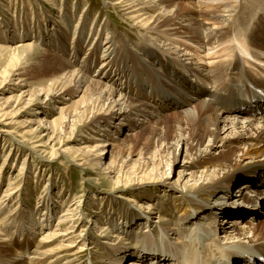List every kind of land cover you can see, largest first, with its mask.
<instances>
[{"label":"bare ground","instance_id":"obj_1","mask_svg":"<svg viewBox=\"0 0 264 264\" xmlns=\"http://www.w3.org/2000/svg\"><path fill=\"white\" fill-rule=\"evenodd\" d=\"M114 3L122 8L123 15H128L127 18L131 19L132 25L136 26L135 29L146 31L145 43L141 42L140 37L141 40L134 41L125 40L126 36L123 34L115 35L114 31L108 29V17L100 22L98 19L90 21L87 11L73 23L71 20L62 22V28L58 22L56 30L58 33L62 30L64 32L58 35L59 38L55 37L49 42L59 51L68 53L65 58L61 54L55 57L63 62L62 74L59 77L60 88H57L60 93L57 95L65 100L68 99L66 96H73L81 91V95L75 101L84 102L87 106L85 110L90 116L84 124L100 125L105 129L109 127L111 131L116 130V133L135 130V125L139 127L149 124L155 127L151 131L152 135L159 129V117L167 115L164 109L170 107L174 109L173 115L183 116L178 129H184L182 139L191 144L193 152L191 151L192 154L182 160L183 171L189 170V172L181 171L184 174L180 177L181 181L178 179L172 184L162 186L160 183L165 182V179L151 177L144 186L136 188L145 189V186L151 185L163 187L165 191L168 190V195L180 193L177 199L171 200V207L180 211L178 216L175 214L176 216L173 217L179 218L174 226H162L160 223L153 225L151 215L157 210L155 201L153 203L146 201L147 205L143 202L136 204L139 214L138 216L134 214L136 215L134 224L137 227L141 226L144 230L141 229V233L131 229L134 224L127 221L134 215L130 214L128 217L120 211L119 219L115 224L111 212L107 213L102 206L97 207L98 210L94 211L96 216L106 212L98 219L109 220L108 227L106 224L98 223L99 232L95 237L106 246V252L101 254L98 263L260 264L249 263V256L256 257L260 254L264 256V218L257 219V215L251 213L254 220H247L243 225L240 218L243 212L253 211L258 209V205H264V194L262 189H259L264 187V114H260L259 111L257 114H247L238 107L243 101L241 83L245 77L264 89V69L261 67L264 65V0H194L184 4L175 0H116ZM253 9L255 11L252 13ZM70 14V19H73V12L70 11ZM66 42L75 44L69 47ZM180 43L184 46H179ZM30 45L32 42L29 41L16 46L30 47ZM72 48H74L73 52L70 51ZM77 56L80 59L79 65L73 61ZM125 57H134L132 61L125 62V65L131 67L130 71H133L134 75L125 71L122 62ZM149 65L152 72L147 74ZM160 66H164L166 76H171L172 81L167 87L148 85V75H153L155 69ZM94 67H98L99 78L93 77L95 73L92 77L83 73L86 70L91 75V70L95 71ZM161 73L164 74V71L161 70ZM21 75V80L25 81V84L31 83L32 80L28 76ZM234 85H238V90L233 89ZM104 101L109 102L111 106L101 109L100 104ZM1 109L2 123L8 117L7 112ZM227 110L233 113H228ZM253 111L255 112L256 108ZM149 117L158 119L152 123L147 120ZM183 120H186V123ZM42 121L47 122L46 119ZM9 122L16 121L11 119ZM198 125L202 138L197 134L195 126ZM218 125H221L222 129L230 128L228 133L235 135L230 137L231 142L244 140L243 146L230 143L227 149H218L216 142L221 132V127ZM187 132L189 137L185 136ZM206 137H208L207 143L203 145ZM119 138L116 134L110 137L111 140ZM107 142L112 145V153L110 165L104 169L114 165L109 171L118 176L121 169L116 170L117 159L126 149V145L121 141ZM226 145L227 142L222 143L220 147ZM240 152L250 157L256 164L247 168L238 165V159L236 161L235 158ZM91 156L95 158L93 157L95 155L91 154ZM259 157L263 158L255 160ZM71 160L77 162L78 166H83L87 162L84 158ZM200 164L205 165V169L197 171L193 169ZM185 176L187 182L183 183ZM242 178H245V181L239 189L236 188L237 191L234 190L229 195L228 189ZM2 179L1 168L0 182ZM9 183L0 195V206L6 204L4 203L6 198L10 201L13 194L18 192L17 188L12 186L14 182L9 180ZM46 194L43 196V201L44 206L48 208L47 205L53 198L51 194L50 197H45ZM217 195L224 196L226 200L223 202L224 205L211 206L206 198ZM233 196L245 199L247 203L246 206L244 205L245 210H240L239 207L230 209L227 206ZM128 201H133V198ZM50 205L53 209L52 202ZM72 205L69 204L63 209L65 212L59 213L58 222L64 223L65 220H69V216L74 215L73 211H68ZM163 209L162 213L169 210ZM215 209L216 212H213ZM221 209L229 210L228 214L235 217H231L229 223H225L223 218L224 223L219 225L215 215ZM114 210L119 211L117 208ZM199 210L202 214L195 216V212ZM2 211L0 208V214ZM159 211L160 209L157 212ZM44 219L43 216L39 219L41 224L46 221ZM28 226L33 230V224ZM113 229L117 233L114 231V234ZM59 233L56 230L46 236L53 238ZM61 234L58 238L63 239L68 232ZM79 236L80 238L82 236L83 241L86 236L91 239L89 229L83 235L79 233ZM70 242L75 243L76 240L72 239ZM82 245L86 246L85 243ZM10 246L6 244L5 239L0 238V253H13ZM73 246L61 242L56 247L47 248L40 256L31 258L29 263L24 260V263L62 264L59 263L60 257L57 255L72 251ZM20 247L22 249L26 247L24 242L19 245ZM128 257L131 259L123 262Z\"/></svg>","mask_w":264,"mask_h":264},{"label":"rangeland","instance_id":"obj_2","mask_svg":"<svg viewBox=\"0 0 264 264\" xmlns=\"http://www.w3.org/2000/svg\"><path fill=\"white\" fill-rule=\"evenodd\" d=\"M114 1L116 0H0V109L2 108L3 112L6 111L8 117L2 123L0 122V169L2 168L3 171L0 195L10 184L9 180L14 182L12 186L18 191L13 194L10 201L6 198L7 200L5 199L4 202L6 204L0 206L3 210L0 214V233H3L0 238L5 239L7 245H11L10 248L12 247L13 252L11 254L0 253V264H26L24 260L29 263L31 258L40 256L47 248L56 247L61 242L67 246H76L75 248L73 246V250L70 252L59 253L57 255L60 257L59 263L99 264L98 259L103 252H106V246L102 245L95 235L99 232L98 223L106 224L108 227L109 220L108 218V221L98 219L100 215L106 212L97 216L94 214V211L98 210V206H102L107 213L111 212L115 224L119 219L118 213L120 211H123L122 213L128 217L130 214L138 216L137 202H143L144 205L156 202V213L153 212L151 215L153 225L160 223L162 226L169 225L172 227L175 221L179 219L173 218L175 214L178 216L180 211L171 207V204L173 199L180 196V193L168 195V190L166 192L162 189L163 187L151 185L145 186V189L136 188L141 185L144 186L151 177L165 179V182H159L162 186L172 184L178 179L181 181L180 177L184 176L182 172H189V170L183 171L181 165L182 160L193 152L191 144L182 139L184 129H178L183 116L173 115L174 109L170 107L163 108L167 115L164 114V116L159 117L160 125L156 133L151 135V131L155 127H151L149 124L139 125V127L135 125V130L116 133V130L111 131L109 127L105 129L101 128L100 125L84 124L90 116L85 110L87 106L84 105V102L75 101L81 95V91L73 96H66L68 99L65 100L60 99V96L57 95L60 93L57 88H60L59 77L62 74L63 62L55 57L61 54L65 58L68 53L67 51H59L49 42L55 37L59 38L58 35L64 32L62 30L58 33L56 30L58 22L62 28V22L71 20L73 23L82 13L86 14L85 11H87L90 21L98 19L100 22L108 17V29L114 31L115 35L123 34L126 36L125 40L132 39L134 41H139L142 38L143 41L141 40V42L145 43L144 36L146 35L144 32L146 31L135 29L136 26L132 25L131 19L128 20V15L122 14L124 11H121L122 8L116 5ZM175 1L184 4L194 0ZM70 11L73 12V19H70L72 16ZM251 11L253 13L255 9ZM29 41L32 42L30 47L16 46ZM66 44L72 47L75 43L66 42ZM180 44L179 46H184L183 43ZM61 50L63 49L61 48ZM70 51L73 52L74 48ZM71 55L74 56V54ZM133 58L125 57L122 62H124L125 71L134 75L135 73L130 71L131 67L125 65V62L132 61ZM79 60L77 56L73 61L79 65ZM199 63L203 64L204 62ZM93 69L95 71L91 70V75L86 70L83 73L90 77L95 73L93 77L99 78L98 67ZM161 70L164 71V74L161 73ZM151 72V65H149L147 74ZM21 74H24L25 77L28 76L32 80L31 83L25 84L26 82L21 80ZM148 76V85L167 87L172 81L171 76H166L164 66L156 68L153 75ZM100 106L101 109H107L111 105L104 101ZM227 112L233 113L229 110ZM11 119L16 122H9ZM44 119L47 122H43ZM156 119L158 118L149 117L147 120L153 123ZM49 122L50 124H48ZM183 122L186 123V120ZM195 127H197L198 137L202 138L200 136L202 134L198 130L199 125ZM220 130L216 142V145L219 146L218 149L225 150L230 146V143L235 146H243L244 140L231 142L230 137L233 134L228 133L230 128L222 129L221 127ZM49 132L53 134L47 135ZM113 134L120 138L111 140L110 137ZM185 136L189 137L188 132L185 133ZM108 138L109 140H107ZM207 138L203 145L207 143ZM107 141L111 143L121 141L126 145V149L117 159L118 167L116 170L121 169L118 176L109 171L113 169L114 165L110 166L109 169H104L110 165L109 160L112 153V145L108 144ZM225 142L227 145L221 148L220 146ZM56 154L58 155L56 156ZM91 154L95 155L93 156L95 158H92ZM72 158H84L87 159V162L83 166H78L77 162H72ZM262 158L259 157L255 160ZM235 159L236 161L238 159L237 164L245 166L244 168L256 164L243 152H240ZM201 165L203 164L193 169L196 171L205 169V165ZM207 166L211 168L210 165ZM106 171L109 172L106 173ZM244 181L245 178H242L228 189L229 195L232 191H237ZM186 182L185 176L183 183ZM146 189L148 190L146 191ZM259 189H262L264 194V187ZM45 193H47L45 197H50L51 194L53 209L50 207L51 202L47 205L48 208L44 206L43 196ZM129 195L131 197H128ZM39 196L41 197L39 198ZM130 198H133V201L129 202L128 199ZM206 199L211 206L224 205L223 202L226 201L221 195ZM53 201L55 205H53ZM146 201L148 202L146 203ZM69 204L73 205L68 211H73L74 215L69 216V220H65L64 223L58 222L59 213L65 212L63 209L67 208ZM246 204L245 199L233 196L227 206L230 209L239 207L240 210H245ZM257 207L258 209L242 213L240 218L242 225L247 220H254L251 217L252 214L257 215V219L264 218V205ZM114 208L119 209V211H115ZM163 208L169 210L162 213ZM159 209L160 211L157 212ZM213 212H216V209ZM229 212V210L223 209L217 211L215 216L219 225L224 223L223 218L225 223H229L230 218L235 217L228 214ZM195 213V216H200L202 211L199 210ZM136 215L129 217L127 221L134 224ZM41 216L46 219V221L43 220V224L39 220ZM161 217L162 219H160ZM97 219L98 221H96ZM30 224L34 225L33 230L28 226ZM88 229L91 233V239L86 236L85 241H83L79 233L83 235ZM131 229L138 233L143 230L141 226L137 227L135 224ZM56 230L60 232L58 235L65 232L68 234L63 239L58 238V235L53 238L46 236V234ZM147 230L146 232H148ZM114 231L116 232V230L113 229L115 234ZM72 239L76 242H70ZM23 242L26 247L24 249L19 248ZM82 243H85L86 246ZM18 257L23 259H15ZM53 257L55 258V256ZM129 259L131 258H125L123 262Z\"/></svg>","mask_w":264,"mask_h":264}]
</instances>
